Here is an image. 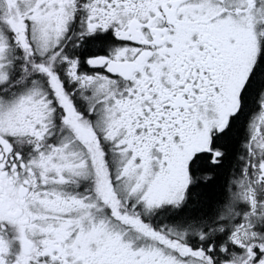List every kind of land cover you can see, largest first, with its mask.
I'll list each match as a JSON object with an SVG mask.
<instances>
[{"label":"snow or ice","instance_id":"6c2138e0","mask_svg":"<svg viewBox=\"0 0 264 264\" xmlns=\"http://www.w3.org/2000/svg\"><path fill=\"white\" fill-rule=\"evenodd\" d=\"M0 264H264V0H0Z\"/></svg>","mask_w":264,"mask_h":264}]
</instances>
